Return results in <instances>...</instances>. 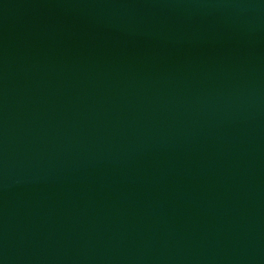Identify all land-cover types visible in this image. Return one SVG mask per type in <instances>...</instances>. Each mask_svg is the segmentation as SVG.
<instances>
[{
    "label": "water",
    "instance_id": "95a60500",
    "mask_svg": "<svg viewBox=\"0 0 264 264\" xmlns=\"http://www.w3.org/2000/svg\"><path fill=\"white\" fill-rule=\"evenodd\" d=\"M0 264H264V0H0Z\"/></svg>",
    "mask_w": 264,
    "mask_h": 264
}]
</instances>
